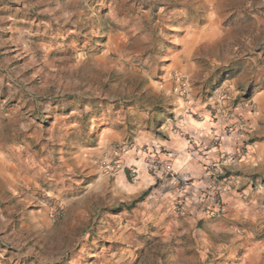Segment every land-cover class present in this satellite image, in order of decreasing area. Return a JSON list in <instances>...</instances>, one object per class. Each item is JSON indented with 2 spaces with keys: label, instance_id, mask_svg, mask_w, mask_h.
Wrapping results in <instances>:
<instances>
[{
  "label": "rangeland",
  "instance_id": "1",
  "mask_svg": "<svg viewBox=\"0 0 264 264\" xmlns=\"http://www.w3.org/2000/svg\"><path fill=\"white\" fill-rule=\"evenodd\" d=\"M260 92L264 0H0V264H264V216L155 214L174 190L126 148L184 101L264 161Z\"/></svg>",
  "mask_w": 264,
  "mask_h": 264
},
{
  "label": "crops",
  "instance_id": "2",
  "mask_svg": "<svg viewBox=\"0 0 264 264\" xmlns=\"http://www.w3.org/2000/svg\"><path fill=\"white\" fill-rule=\"evenodd\" d=\"M263 96L264 92H260L252 101L260 100ZM174 108L180 129L163 131L165 139L153 142L150 149L156 155L159 154L161 160L169 161L175 171L188 174L195 188L207 189L211 181L219 184L222 180L228 181L230 187L222 195L225 214H218L211 198L199 199L189 190L180 193L175 184L166 178L169 187L174 191L160 195L155 202V214L176 211L182 217L194 221L196 225L197 221L205 224L229 220H235L236 223L250 221L256 223L257 217H260V222L264 215L255 205L254 199L257 195L254 193V187L255 182L257 183L255 176H261L264 172L261 155L263 146H260L259 142L254 144L257 151L253 158H250V155L245 158L236 154L238 149L243 148L247 133L253 131H239L237 127L234 128L232 125L237 119L234 121L228 119V122L219 120L218 123H212L211 120L197 122L194 118L197 115L194 114L191 104L184 101L176 103ZM215 141H218V147L213 146ZM137 157L143 164L146 160L151 161L147 154ZM124 170L123 168L122 171ZM160 180L164 178L160 177ZM253 203L254 205H251ZM252 218L254 219L251 220ZM260 248H263V245H251L244 260L251 254L257 256L258 252H262Z\"/></svg>",
  "mask_w": 264,
  "mask_h": 264
},
{
  "label": "built area",
  "instance_id": "3",
  "mask_svg": "<svg viewBox=\"0 0 264 264\" xmlns=\"http://www.w3.org/2000/svg\"><path fill=\"white\" fill-rule=\"evenodd\" d=\"M192 146H194L193 143ZM213 146L218 147L219 146L218 141H215L213 143ZM126 148H128L130 152H133L134 154H138L137 156L147 154L148 157L151 159L152 165L155 166V171L158 172L161 175V177L170 179L175 184L177 190L180 193L189 190L193 195L194 194L197 195L199 199L203 200V199L211 198L217 207V212H219L218 214L224 213L222 207L223 204L222 195L230 187L228 181L222 180L220 181L219 184H216L215 182L211 181L207 189L195 188L188 174L175 171L171 166V164L169 163V161L161 160L159 158V154L157 153L158 155H156L150 149V147H146L143 150V148L139 149L138 147L131 145ZM236 154L245 158L248 156V153L241 149H238ZM130 158L132 159V157ZM132 176L136 177V173L133 172Z\"/></svg>",
  "mask_w": 264,
  "mask_h": 264
}]
</instances>
